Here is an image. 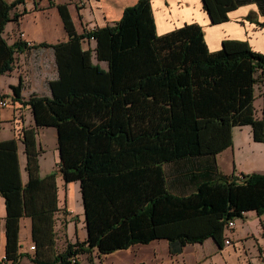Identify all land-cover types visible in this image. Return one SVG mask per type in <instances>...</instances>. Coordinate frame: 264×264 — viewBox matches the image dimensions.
<instances>
[{"label": "trees", "instance_id": "obj_1", "mask_svg": "<svg viewBox=\"0 0 264 264\" xmlns=\"http://www.w3.org/2000/svg\"><path fill=\"white\" fill-rule=\"evenodd\" d=\"M21 3L0 0V74L28 47L3 36L6 25L25 13L12 14ZM202 4L211 23L221 24L242 1ZM58 10L68 39L39 44L55 53L58 76L48 82L51 95L24 100L21 81L11 89L13 101L29 106L36 128L56 129L60 169L41 176L37 131L26 128L20 136L24 184L17 139L0 138L6 262L19 264L28 256L35 264H80L93 251L107 255L156 239H167L171 254L208 238L222 247L228 221L249 211L264 214V173L220 175L179 196L168 189L162 168L217 155L232 146L235 127L251 126L254 141L264 142V119L256 117L254 105L256 86L264 83V53L237 39H225L211 51L198 23L159 35L152 0H138L113 25L83 33L67 4ZM85 40H95V48H85ZM59 172L67 183L80 184L87 229L85 241L62 251L55 231ZM22 217L32 222V254L20 252Z\"/></svg>", "mask_w": 264, "mask_h": 264}, {"label": "crops", "instance_id": "obj_2", "mask_svg": "<svg viewBox=\"0 0 264 264\" xmlns=\"http://www.w3.org/2000/svg\"><path fill=\"white\" fill-rule=\"evenodd\" d=\"M137 1L49 0L45 6H42L39 0H35L33 5L24 2L20 4V7L25 13L18 21H10L6 25L3 36L9 44L18 40L28 44L27 48L15 54L11 69L0 74V93L8 95L5 99L10 102L9 107L0 108V138L2 140L17 139L18 159L24 184L28 180V175L25 147L20 136L24 129L35 127V122L29 106L13 101L11 87L18 85L21 81L23 84L21 95L24 100H28L32 94L51 95L48 82L58 76L55 53L52 47L39 46V44L53 45L68 39L58 5H68L77 32L83 33L85 30L113 25L122 18L124 10L136 4ZM241 1L242 4L230 13L228 21L212 24L203 8L202 0H152L157 33L162 35L185 24L198 23L205 32V39L211 51L219 50L225 39H237L247 40L255 51L264 53V26L261 25L264 22V0ZM29 13L37 15L36 21L32 24H25V18ZM53 15L54 26L59 19L62 25V31L59 34H56L54 27L50 28V33L42 30V26L52 21L48 19ZM12 23V28H10ZM90 42L95 43L96 46L95 40H90ZM101 63L106 62H99ZM257 101L256 94L254 102L256 117L264 119V90L260 115L257 112ZM27 111L30 118L25 120L23 115ZM36 131L40 149V173L43 177L59 171L60 156L56 141L52 160L44 163L46 159L43 156L47 151L39 134L42 132L44 135L48 132L56 135L57 138V131L54 127L36 128ZM245 137L251 140L252 145L250 143L248 147L244 145ZM162 168L168 189L176 195L186 196L193 193L200 183L218 178L220 175L235 173L240 176L242 173H264V142L254 141L251 126L235 127L232 146L217 155L188 157L164 163ZM57 186L59 210L55 215V231L57 248L62 251L68 243L85 241L87 229L79 182L67 183L59 172ZM75 192L79 196L80 212L72 208L71 197ZM238 221L242 222L241 226L237 224ZM251 222L256 224L254 228L250 226ZM31 233V219L22 217L20 252L23 254H32L34 251L30 248L34 244ZM209 239L215 244L212 255L203 250L204 243ZM224 239L222 247L218 246L212 238L206 239L203 243H188L179 254H171L167 239H156L148 244H135L128 249L107 255H99L97 251H93L91 255L81 256L79 261L80 264H255L252 261L255 257L261 260L260 264H264V214L258 216L255 211L246 212L243 218L236 219L234 229L225 232ZM226 240L230 243L227 244ZM198 249H200L199 253H197ZM5 255L6 202L0 193V264H12L5 261ZM19 264L35 263L28 256H24Z\"/></svg>", "mask_w": 264, "mask_h": 264}, {"label": "rangeland", "instance_id": "obj_3", "mask_svg": "<svg viewBox=\"0 0 264 264\" xmlns=\"http://www.w3.org/2000/svg\"><path fill=\"white\" fill-rule=\"evenodd\" d=\"M10 2L14 1V0H9ZM35 0H23V3L26 2V3H29L30 5H33V2ZM49 0H39V2L41 3L42 6H45L47 4ZM56 1V0H55ZM22 13V7H20V5H17V7L14 9L13 13L12 14H21ZM49 15V14H47ZM37 15L34 14V13H29V15L26 16L25 18V21L24 23L25 24H32L33 21H36V17ZM52 19L51 22H49L47 25L45 24V26L43 27L42 26V30L43 32H47V33H50V28L51 27H54L55 30H56V34H59L61 31H62V25H61V22H60V19H59V22H57V24L54 26L55 24V21H54V15L51 16L48 20ZM15 24V23H14ZM53 24V25H52ZM12 25L13 23L11 24V27L12 28ZM96 27V26H95ZM95 46V43H92L88 40H85L84 41V47H91V48H94ZM94 62L95 63H99L97 61V59L95 58V55H94ZM100 67L104 70H107L108 69V64L107 63H101L100 64ZM263 84H260V85H257L256 86V94H257V98H258V108H257V112L258 114L260 115L261 113V101H262V95H263V90H264V87H262ZM28 117H27V116ZM26 118H30V114L28 113V111L23 115V119L26 120ZM237 136H238V133H237ZM39 137H40V140L42 141L43 145H44V148L46 149V154H44V158L46 159L44 163L48 162V161H51L52 158H53V152H54V147H55V143L57 141V138H56V135H52L48 132L44 133V135L42 134V132L39 134ZM244 142L246 145V147L249 146V143L252 145L251 143V140L248 139V137H245L244 139ZM71 202H72V208H74L75 210H77L78 212H80V205H79V202H78V193H74L71 197ZM239 226L242 225V222L241 221H238L237 223ZM256 224L254 222H251L250 223V226L252 228H254ZM215 247V244L211 241V239H209V241L205 242L204 245H203V250L208 254L210 253V255H212V251H213V248ZM199 250H197V253H199ZM255 264H260L261 263V260L259 258H255L252 260Z\"/></svg>", "mask_w": 264, "mask_h": 264}, {"label": "built area", "instance_id": "obj_4", "mask_svg": "<svg viewBox=\"0 0 264 264\" xmlns=\"http://www.w3.org/2000/svg\"><path fill=\"white\" fill-rule=\"evenodd\" d=\"M10 106V102L8 100L4 99H0V108H6ZM236 227V220H230L228 221V223L225 226V232L229 231L231 229H234ZM226 243L229 244V240H226ZM31 250L35 249V245L32 244L30 246Z\"/></svg>", "mask_w": 264, "mask_h": 264}, {"label": "bare ground", "instance_id": "obj_5", "mask_svg": "<svg viewBox=\"0 0 264 264\" xmlns=\"http://www.w3.org/2000/svg\"><path fill=\"white\" fill-rule=\"evenodd\" d=\"M229 243H230V241H229Z\"/></svg>", "mask_w": 264, "mask_h": 264}]
</instances>
